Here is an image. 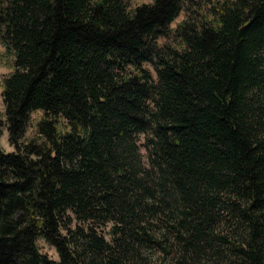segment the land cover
I'll return each mask as SVG.
<instances>
[{"label": "trees", "instance_id": "1", "mask_svg": "<svg viewBox=\"0 0 264 264\" xmlns=\"http://www.w3.org/2000/svg\"><path fill=\"white\" fill-rule=\"evenodd\" d=\"M0 45V264H264V0H0Z\"/></svg>", "mask_w": 264, "mask_h": 264}, {"label": "rangeland", "instance_id": "2", "mask_svg": "<svg viewBox=\"0 0 264 264\" xmlns=\"http://www.w3.org/2000/svg\"><path fill=\"white\" fill-rule=\"evenodd\" d=\"M151 1L152 0H126V2L129 4L131 9L141 4H148ZM196 1H199V0H196ZM201 1L204 2L207 0H201ZM185 18H186L185 12L180 13L177 19L172 23L171 28L174 29L177 26V24L183 21ZM159 42L163 43L164 40H160ZM147 67L149 68V70L152 71V68L150 66H147ZM13 69L14 67H13L12 57L6 54L5 49L0 45V110L1 112L4 111V105L2 101V91H3L2 81L6 76H8L9 74L13 72ZM42 117H43V113L40 111L34 112L31 114L30 120L27 126V130H26V134H25V140H28L36 135V126ZM0 148L6 154H9L15 151L14 147L10 145L8 142V132L5 128L3 129L2 134L0 135ZM141 151L143 154L145 153L144 150H141ZM38 245L42 253L47 254L48 257H50L51 259H54V260L57 259V255L54 249L48 246L45 242L39 241ZM158 257L159 256L154 254L151 259L156 264H166L163 261H159Z\"/></svg>", "mask_w": 264, "mask_h": 264}]
</instances>
